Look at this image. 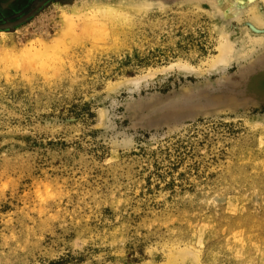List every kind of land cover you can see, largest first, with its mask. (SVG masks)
<instances>
[{"label":"rangeland","instance_id":"374dc122","mask_svg":"<svg viewBox=\"0 0 264 264\" xmlns=\"http://www.w3.org/2000/svg\"><path fill=\"white\" fill-rule=\"evenodd\" d=\"M42 4L0 0V264H264V70L161 113L264 62V0Z\"/></svg>","mask_w":264,"mask_h":264},{"label":"water","instance_id":"95a60500","mask_svg":"<svg viewBox=\"0 0 264 264\" xmlns=\"http://www.w3.org/2000/svg\"><path fill=\"white\" fill-rule=\"evenodd\" d=\"M17 22L16 24H20ZM264 70V62L252 67L242 75L240 82L232 83L224 81L213 86L199 87L185 92L179 97L169 100L161 113L179 115L186 113H210L219 111L230 106L231 102L245 100L246 85L249 79L260 71ZM241 99H240V98Z\"/></svg>","mask_w":264,"mask_h":264},{"label":"bare ground","instance_id":"6f19581e","mask_svg":"<svg viewBox=\"0 0 264 264\" xmlns=\"http://www.w3.org/2000/svg\"><path fill=\"white\" fill-rule=\"evenodd\" d=\"M234 5L236 6V4H234V3L227 4L226 13L231 14L234 11ZM102 8H104V10L107 12L112 11V10L115 12V10H116L113 7L108 6V5L107 6L104 5V7H102ZM236 8H237V6H236ZM74 16H75V13H72L70 15H68L66 13H62L61 14V23H62L63 27H66V26L72 24V22H73L72 19ZM249 20H250V23L253 24L255 27L264 26V19L259 14H257L256 10H254V9L252 10V8L250 10V19ZM222 34H223L224 42L220 45V47L218 49V54L213 59L210 60L209 68L207 69V71L209 73H217V72L223 71L232 62L238 63L239 60L246 59L248 57V54H249V52H248L249 50L247 51L248 54L245 52L234 51L232 44L229 42V40L227 38V34L226 33H222ZM260 40L261 39L259 38L257 41H253V43H258V41H260ZM182 70H183V72H186V73L197 72V71H194L192 68H189V67H182Z\"/></svg>","mask_w":264,"mask_h":264},{"label":"flooded vegetation","instance_id":"af4514ba","mask_svg":"<svg viewBox=\"0 0 264 264\" xmlns=\"http://www.w3.org/2000/svg\"><path fill=\"white\" fill-rule=\"evenodd\" d=\"M54 0H43V6H45V5H48V4H51L52 2H53ZM62 2H70L71 0H61ZM42 2V1H41ZM37 3V5L40 3L39 1H37L36 2ZM14 23H9V24H3V25H1L0 26V30H3V29H5V27H9V26H14L13 25Z\"/></svg>","mask_w":264,"mask_h":264}]
</instances>
